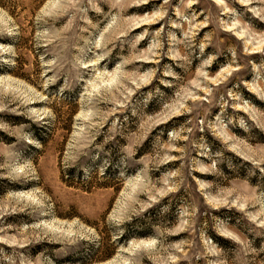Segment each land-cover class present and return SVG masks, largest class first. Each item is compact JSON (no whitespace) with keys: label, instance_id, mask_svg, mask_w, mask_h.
Segmentation results:
<instances>
[{"label":"rangeland","instance_id":"1","mask_svg":"<svg viewBox=\"0 0 264 264\" xmlns=\"http://www.w3.org/2000/svg\"><path fill=\"white\" fill-rule=\"evenodd\" d=\"M0 264H264V0H0Z\"/></svg>","mask_w":264,"mask_h":264}]
</instances>
